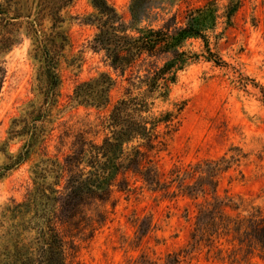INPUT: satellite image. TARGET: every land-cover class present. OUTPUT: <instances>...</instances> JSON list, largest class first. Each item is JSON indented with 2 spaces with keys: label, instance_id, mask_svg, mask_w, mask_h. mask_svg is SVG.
I'll return each mask as SVG.
<instances>
[{
  "label": "trees",
  "instance_id": "16d2710c",
  "mask_svg": "<svg viewBox=\"0 0 264 264\" xmlns=\"http://www.w3.org/2000/svg\"><path fill=\"white\" fill-rule=\"evenodd\" d=\"M72 1L45 0L44 6L14 17L9 16L7 7L0 6V20L21 17L29 22L27 30L33 37V57L39 63L37 77L45 84L41 102L29 103L10 122L2 150L0 180L41 150L40 159L31 168L35 188L30 196L52 200L57 206V211L50 210L41 224L29 227L37 236L26 242L24 238L14 239V248L0 253V264H81L78 259L81 243L90 240L105 224L109 214L105 205L110 203L114 207L115 190L132 192L135 190L132 185L137 181L140 187L162 197L180 196L193 205L187 241L191 250L216 249L219 258H223L226 244L232 246L233 252L244 249L246 253L257 251L264 255V213L252 209L241 214L239 202L227 193L218 192L220 177L245 157L239 148L230 147L219 157L185 167L173 166L168 176L160 172L155 160L156 154L166 150L181 122L185 101H174L170 95L178 73L200 59L217 65L224 63L211 49L209 36L215 32L220 19L230 25L241 0H228L222 12L213 0L189 8L183 23L173 28L143 23L153 8L147 5L174 4L180 0H130L128 20L105 0H89L98 16L94 18L96 31L88 47L102 52L110 67L120 75L130 71L129 87L110 104L114 80L108 73L100 72L76 84L70 95L76 105L95 108L110 105L99 123L103 136L96 141L88 137L89 131L78 130L67 152L61 157L49 156L47 124L58 103L59 67L67 45L61 28L63 10ZM87 19L83 22L88 23ZM43 20L50 22L48 32L42 25ZM193 39L201 41L200 52L186 47ZM68 136L70 128L59 136L60 145L65 144ZM17 138L22 139L21 146L14 153L8 152L7 145ZM231 150L237 152L227 157ZM49 175L53 180L46 184L44 180ZM35 214L36 211L32 217L39 218ZM188 252V248H181L166 253L161 259H151L141 252L132 264H183Z\"/></svg>",
  "mask_w": 264,
  "mask_h": 264
},
{
  "label": "rangeland",
  "instance_id": "374dc122",
  "mask_svg": "<svg viewBox=\"0 0 264 264\" xmlns=\"http://www.w3.org/2000/svg\"><path fill=\"white\" fill-rule=\"evenodd\" d=\"M105 1L125 20L129 19L130 0ZM207 1L151 3L147 6L153 8L143 23L154 27L179 26L186 10ZM213 1L220 12L228 2ZM44 2L0 0V6L7 7L9 16L14 17L42 7ZM63 16L61 28L67 45L59 67L58 103L47 124L46 147L49 156L60 157L69 150L73 134L78 130L89 131L88 137L99 141L103 136L99 123L110 108V105L102 108L76 105L70 99L74 86L100 72L108 73L114 80L110 90L112 104L129 87L127 77L131 76L130 71L123 76L115 72L102 52L88 47L96 31L94 18L98 16L89 0H73L63 10ZM86 17H89L88 23L83 22ZM42 25L48 32L49 20H43ZM28 26L26 18L0 20V163L4 160L2 150L12 118L21 115L29 103H40L45 90L44 82L37 77L39 63L33 57V37ZM209 41L213 52L224 63L217 65L200 59L178 73L170 95L174 101H185L181 122L166 150L156 154V164L168 176L173 166L185 167L219 157L230 147L239 148L245 157L220 177L218 192L227 193L239 202L241 214L252 209L264 213V0H241L230 25L220 19ZM186 47L196 52L202 50L200 40H189ZM66 128H70V136L60 145L59 136ZM22 142L20 138L10 141L7 151L16 152ZM235 152L228 151L226 156ZM41 153L37 150L29 161L0 180V253L14 248V239L24 238L23 242L33 239L38 234L29 227L41 224L50 210L57 211L52 200L30 196L35 188L31 168ZM52 180L49 175L44 182L48 184ZM132 186L135 190L128 193L115 190L114 207L110 203L105 205L109 211L105 224L90 240L81 243L78 252L81 264H132L141 252L151 259H161L166 253L185 247L189 252L183 257V264H264L263 254L246 253L244 249L233 252L232 246L226 244L223 258H219L216 249L191 250L187 241L194 207L189 200L180 196L162 197L140 187V181ZM35 211L40 219L32 217ZM142 231H145L143 235Z\"/></svg>",
  "mask_w": 264,
  "mask_h": 264
}]
</instances>
